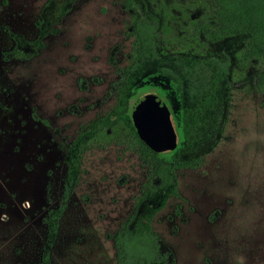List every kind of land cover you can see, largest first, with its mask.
<instances>
[{
    "label": "rangeland",
    "instance_id": "374dc122",
    "mask_svg": "<svg viewBox=\"0 0 264 264\" xmlns=\"http://www.w3.org/2000/svg\"><path fill=\"white\" fill-rule=\"evenodd\" d=\"M45 1L0 0V264H40L42 219L55 208L64 175L63 145L112 109L135 16L155 26L165 55L231 59L245 41L212 43L194 30L199 23L215 27L212 0H76L33 58L4 61L9 32L35 38ZM262 67L264 56L242 67L231 60L216 143L198 168L176 171L179 198H169L152 220L173 264H264V91L253 89ZM167 70L165 77L181 79L187 103L207 77L204 67L195 68L188 84L184 70ZM101 144L82 158L49 264H114L108 235L129 213L143 171L132 149Z\"/></svg>",
    "mask_w": 264,
    "mask_h": 264
},
{
    "label": "trees",
    "instance_id": "16d2710c",
    "mask_svg": "<svg viewBox=\"0 0 264 264\" xmlns=\"http://www.w3.org/2000/svg\"><path fill=\"white\" fill-rule=\"evenodd\" d=\"M76 0H46L35 22L36 36L26 40L15 33H8L9 50L2 53L4 61H27L43 48L47 35L56 34L59 21ZM217 30L212 35H242L245 41L235 55L236 62L249 59L259 61L264 55V0H213ZM156 28L139 16L130 21L132 37L127 65L118 70L119 78L113 89L115 102L110 111L81 125L69 144H64V175L59 199L55 208L46 212L42 219L45 231L44 247L40 264H49V249L58 231L59 221L67 207L69 197L78 184L83 156L95 145L117 144L132 149L143 171V181L137 195L132 198L129 213L119 222L115 231L108 235L111 240L114 264H173V256L160 237L152 229V220L169 198H179L177 170H194L203 162V156L215 144L200 154L192 150L206 136L214 123L221 92L218 82L227 83L229 75L226 62L207 59L211 67L209 89L189 108H181L172 114L177 136L176 147L164 153H156L137 136L130 121L129 101L146 86L131 85L143 71L146 62L156 52ZM264 88V68L256 75L254 90ZM157 93L161 91L157 88ZM223 125V124H222ZM222 127V126H221ZM177 209V207H176Z\"/></svg>",
    "mask_w": 264,
    "mask_h": 264
},
{
    "label": "flooded vegetation",
    "instance_id": "af4514ba",
    "mask_svg": "<svg viewBox=\"0 0 264 264\" xmlns=\"http://www.w3.org/2000/svg\"><path fill=\"white\" fill-rule=\"evenodd\" d=\"M212 2H213V0H212ZM213 5H214V2H213ZM213 15H214L215 24H216L214 28H211V27L207 26L206 24L199 23V24H197L196 28L194 29L196 32H199L200 34L202 33L201 35L203 36V38L205 40L213 43V42H217V41H219L225 37L242 36V35H232V36H229V35H223V36L216 35V36H214V35H212V32L216 31L217 27H218L216 17H215V6H214V10H213ZM156 43H157V39H156ZM243 43L240 46V48L234 52L231 59L222 53L216 57H204V58L192 56V55H190V53H186V54L184 53L183 54L181 51L180 52L178 51L177 53H175L174 56L171 54L165 55L159 51L158 44H157L155 56L150 61L145 63V65L143 67V71L140 72L138 75V81L135 80L131 84V85H135V87L146 86L147 88L140 91L138 94L134 95V97H132L130 99V100L133 99V101L131 103L129 101V112H130L131 107L134 104V102L137 99H139L140 97L145 96V95H156L163 102V104L165 105V107L169 113V119L171 122V126H172V129H173L174 134L176 136L174 126H173V121H172L173 112H176L181 108L191 107L195 103L197 98L202 96L209 89V83H210V79H211L210 78L211 67H210V63H209V61H207V59L211 60L214 58L220 62L224 61V62H226L227 70L229 73V75L227 77V83H225L223 81L217 83V88L221 92L220 100H222V102L217 105V110H216L213 125L210 126L209 129L207 130L206 136L203 138L202 142L198 146H196V147L201 146L202 149L205 148V150H206L209 147V145L216 143L215 139L218 137L216 134V132H217L216 130L219 129L218 131H220L221 126L223 124V114H221L219 116V112L225 111V107H226L228 96H229V84H230V80H231L230 72H229V66H230L231 60H233L234 64L237 67H242L244 64H246L250 61H256L253 59H249L246 62H236L235 55L238 53V51H240V49L243 46ZM198 67H204L207 70V77H206L204 83H202V85H201L202 86L201 92L196 97H194V99L190 103H187V102L183 101L180 97L181 94L183 93V89L181 88L183 86V84H181V79L178 77L176 78V77H172V76L171 77H169V76L165 77L164 74L166 73V71H168L167 68H169L170 70L174 69L176 71L177 75H180L182 73V70H184L182 73V76L180 75L181 77H184L182 82L186 81V83L191 84V83H194V81L192 79V74L195 71V68H198ZM263 68L264 67H262L261 69H263ZM179 84H181V86ZM157 88L161 91V93H157V91H156ZM253 89H254V84H253ZM262 90L264 91V88ZM255 92H257V91H255ZM262 92H258V93H262ZM114 96H115V92H114ZM130 121H131V115H130ZM131 124H132V121H131ZM132 126H133V124H132ZM215 134H216V136H214ZM176 144H177V136H176ZM176 144H175V147H176ZM165 152H167V151H165ZM162 153H164V152H162Z\"/></svg>",
    "mask_w": 264,
    "mask_h": 264
},
{
    "label": "water",
    "instance_id": "95a60500",
    "mask_svg": "<svg viewBox=\"0 0 264 264\" xmlns=\"http://www.w3.org/2000/svg\"><path fill=\"white\" fill-rule=\"evenodd\" d=\"M131 121L139 139L152 151L162 153L173 150L176 136L169 113L156 95L137 99L130 110Z\"/></svg>",
    "mask_w": 264,
    "mask_h": 264
}]
</instances>
